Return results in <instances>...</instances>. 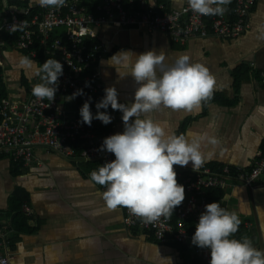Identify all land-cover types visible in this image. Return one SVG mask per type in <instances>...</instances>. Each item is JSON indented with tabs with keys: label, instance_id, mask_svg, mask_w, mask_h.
Returning <instances> with one entry per match:
<instances>
[{
	"label": "crops",
	"instance_id": "obj_1",
	"mask_svg": "<svg viewBox=\"0 0 264 264\" xmlns=\"http://www.w3.org/2000/svg\"><path fill=\"white\" fill-rule=\"evenodd\" d=\"M19 1L28 6L38 3ZM186 4L187 0L166 1L168 11ZM232 5V0L222 5L227 17ZM6 6V0H0L1 16ZM248 24L246 32L235 39L211 34L192 37L184 44L146 27H102L98 40L109 49L99 63L104 90L115 87L119 103L134 100L137 84L131 76L120 78L121 69L110 61L121 51L137 55L157 51L166 57L161 67L171 66L181 55L189 56L190 62L201 63L214 76L211 97L191 111L161 108L138 118H151L166 124L169 134L199 141L206 162L195 170L247 169L259 152L264 153V0L255 1ZM21 57L7 42L0 47V62L4 67L7 60L14 65L12 74L6 72L9 86L18 85L22 75L31 83L35 78L18 67ZM111 111L113 133H122V113ZM209 138H215L216 143H210ZM91 166L42 149L34 151L29 167L0 156V227L11 242V264H201L186 246L162 245L150 233L128 230L122 222V207H106L101 186L90 179L95 171ZM173 170L195 171L191 162L183 167L174 165ZM210 199L237 214L239 226L252 238L253 246L264 249V184L248 187L235 183L222 191L220 199Z\"/></svg>",
	"mask_w": 264,
	"mask_h": 264
},
{
	"label": "built area",
	"instance_id": "obj_2",
	"mask_svg": "<svg viewBox=\"0 0 264 264\" xmlns=\"http://www.w3.org/2000/svg\"><path fill=\"white\" fill-rule=\"evenodd\" d=\"M167 0H66L63 7L6 6L0 18V47L9 35V45L28 53L29 58L41 62L56 59L63 65L58 90L52 101L32 95L35 77L22 96L0 102V156L9 157L21 167H29L34 151L79 159L85 164L111 162L115 156L101 150L103 140L113 133L114 114L107 113L112 122L104 125L93 119L91 126L81 122L79 109L88 101L93 115L96 103L104 96L99 63L109 53L108 45L98 40L102 27L121 29L146 27L161 33L173 42L184 44L192 37L205 38L213 34L224 39L240 37L249 28L248 19L256 0H232L231 18L224 13L200 15L188 7L168 11ZM128 6L125 7V4ZM212 4V7H216ZM56 34L57 37H53ZM0 67L4 68L2 62ZM81 90L83 95L67 99ZM100 111H105L101 109ZM96 171V170H95ZM177 183L185 189V199L171 216L164 215L152 222L132 214L122 207V222L128 230L150 233L153 239L166 245L174 243L190 248L201 264H209L207 249L192 242L195 226L205 205L212 203L209 194L223 191L240 183L248 187L264 184V153L259 152L251 167L210 168L188 173L176 172ZM106 186H101L105 191ZM29 211L28 209H26ZM11 242L0 227V264H11L14 258Z\"/></svg>",
	"mask_w": 264,
	"mask_h": 264
},
{
	"label": "clouds",
	"instance_id": "obj_3",
	"mask_svg": "<svg viewBox=\"0 0 264 264\" xmlns=\"http://www.w3.org/2000/svg\"><path fill=\"white\" fill-rule=\"evenodd\" d=\"M37 2L43 7L56 8L66 4V0ZM187 3L200 15H218L223 14L222 5L230 0H187ZM212 4L217 6L212 7ZM165 58L157 51L139 55L132 51L119 52L110 61L115 68L121 69L120 78L131 76L137 84L133 102L119 103L116 88L108 87L95 105V115L88 101L79 109L81 122L88 126L93 119L104 125L111 123L112 117L107 113L109 107L122 113L123 132L105 138L101 146V150L113 154L115 159L92 171L90 179L106 186L102 198L108 209L127 208L146 222L171 216L172 210L185 199V189L177 183L173 166L183 167L191 162L195 170L206 161L199 141L192 142L183 134H169L166 124L138 117L161 108L191 111L211 97L216 84L208 68L190 62L189 56L181 55L171 66L161 67ZM18 67L29 76L40 78L41 82L32 86L34 97L54 99L58 79L63 75V65L58 60L47 59L41 65L25 56L20 58ZM78 95H83L81 90L67 99H75ZM209 142L214 144L216 140L209 138ZM239 225L237 214L229 213L220 203L207 204L195 226L192 242L209 251V264H264V249L254 247L247 237L232 238Z\"/></svg>",
	"mask_w": 264,
	"mask_h": 264
},
{
	"label": "trees",
	"instance_id": "obj_4",
	"mask_svg": "<svg viewBox=\"0 0 264 264\" xmlns=\"http://www.w3.org/2000/svg\"><path fill=\"white\" fill-rule=\"evenodd\" d=\"M125 2H127V0H125ZM6 3H7V6H20V5H25V6H28L26 3L22 2V1H19V0H6ZM232 6L230 7L229 9V12H228V18H231L232 16V12H233V8H234V3L232 1ZM128 6V3L125 4V7ZM5 11V10H4ZM4 13V12H3ZM2 14V8H0V18L2 17L1 16ZM9 35H5L4 36V39L6 42L9 41ZM53 37H57L56 34L53 35ZM10 47L13 48L12 45H10ZM17 51H19V53H21L24 57H29L28 53L23 51V50H20V49H17ZM40 60H42V58H38L37 60H35L37 63L40 62ZM19 82L18 85H15L14 88V96H11V93H10V87L8 82H7V77H6V73H5V69L0 67V102L2 100H5L7 98H14L15 96H22L24 95L27 90L29 89V86L31 85L30 83V80L25 77V76H21L18 80ZM89 165H92V169L94 170H97L99 168V164H89ZM211 170L213 171H220L221 168H212ZM210 198H216V199H220L221 196H222V191L220 190H216V191H212L210 194H209ZM243 237H247L248 239L252 240V238L249 236V234L247 233V231L244 230V228L242 226H239V229H238V232L234 234V236L232 238H236V239H241ZM194 259V258H193ZM197 263V262H196Z\"/></svg>",
	"mask_w": 264,
	"mask_h": 264
},
{
	"label": "rangeland",
	"instance_id": "obj_5",
	"mask_svg": "<svg viewBox=\"0 0 264 264\" xmlns=\"http://www.w3.org/2000/svg\"><path fill=\"white\" fill-rule=\"evenodd\" d=\"M7 60V59H6ZM5 61V60H4ZM5 64H6V66L4 67V69H5V73L7 72V73H11L12 74V72H13V70H14V65L13 64H11L8 60H7V62H5ZM38 64H43V62H39ZM10 93H11V96H14V88H12V86L10 87Z\"/></svg>",
	"mask_w": 264,
	"mask_h": 264
}]
</instances>
